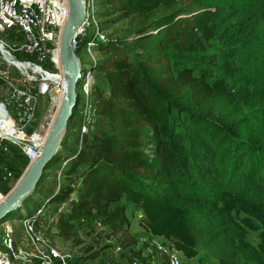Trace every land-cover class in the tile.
<instances>
[{"label": "trees", "instance_id": "1", "mask_svg": "<svg viewBox=\"0 0 264 264\" xmlns=\"http://www.w3.org/2000/svg\"><path fill=\"white\" fill-rule=\"evenodd\" d=\"M99 1L149 19V44L140 52L124 37L95 40L109 57L91 59L90 69L107 82L91 86L80 146L52 159L64 162L69 183L8 216L68 201L54 223L60 235L74 234V219L97 220L127 246V210L140 211L147 232L192 258L198 242L179 200L232 196L264 210V0ZM218 15L248 26L233 56L211 52Z\"/></svg>", "mask_w": 264, "mask_h": 264}, {"label": "built area", "instance_id": "2", "mask_svg": "<svg viewBox=\"0 0 264 264\" xmlns=\"http://www.w3.org/2000/svg\"><path fill=\"white\" fill-rule=\"evenodd\" d=\"M80 2L83 19L70 44L78 59L84 51L93 60L92 46L104 34L97 19L100 1ZM68 17V0H0V34L8 32L7 37H0V91H6L0 95V164L12 147L18 148L30 164L44 146L66 91L60 40ZM79 62L84 70L76 91L82 106L84 133L94 110L90 98L93 76L90 65L82 64L80 59ZM18 180L13 179L7 167L0 170V186L4 185L0 187V202ZM45 205L26 218L0 223V264H82L70 260L36 232ZM62 206L59 205L56 216L63 212ZM18 224L23 232L21 245L15 238L14 226ZM144 242L149 245V260L101 254L89 264H182L181 252L164 236L149 233Z\"/></svg>", "mask_w": 264, "mask_h": 264}, {"label": "rangeland", "instance_id": "3", "mask_svg": "<svg viewBox=\"0 0 264 264\" xmlns=\"http://www.w3.org/2000/svg\"><path fill=\"white\" fill-rule=\"evenodd\" d=\"M109 8L110 5L100 2L97 19L103 23L105 28L103 33L113 37H124L131 42L133 50L144 52L143 48L149 44L145 34L151 32L144 31L149 24V19L136 14L121 15L123 14L121 10L110 13ZM215 24L217 35L212 42L211 52L221 55L227 53L229 56L241 52L244 34L248 27L247 24L244 25V19L234 21L228 20L227 16L218 15ZM152 32H157V29H153ZM7 35L8 32L0 34V37H7ZM92 55L94 59L104 60L109 57L106 50H93ZM78 56L82 64H91V58L86 52L81 51ZM160 62L165 61L161 59ZM92 76L94 85L102 86L107 82L98 72H93ZM5 93V90L0 91L2 96ZM79 100L78 94L77 106L62 132L57 150L62 154H69L68 150L82 143V106ZM101 121L104 123V118ZM28 166L25 155L18 148L12 147L2 160L0 170L7 167L11 170L13 179L16 180L20 179ZM63 167L64 162L51 161L33 191L21 202L19 210L22 209V212L30 210L33 200L51 197L58 192L60 186L69 183L68 177L63 174ZM45 204V214L39 218L35 230L49 244L59 248L70 260L75 261L80 257L79 263L89 264L101 254L120 259L123 255L137 256L143 261L150 259L149 245L144 242V238L149 236V233L140 224L142 218L140 211L132 213L129 209L127 210V234L134 238V242L123 246V243H126L124 235L121 232L113 233L108 227H102L97 220L74 219V234L70 238L63 237L54 223L59 216H56L59 205L63 204L62 211L65 212L70 208V203L65 201L58 204L46 200ZM179 204L183 207L187 223L198 242L194 257L186 258L182 253L179 254L182 264H264V210L261 207L232 196H224L218 203L179 200ZM7 219L19 220L21 216L11 215ZM14 227L17 230L16 241L21 245L22 227L20 224ZM93 252L95 255L90 258L88 254Z\"/></svg>", "mask_w": 264, "mask_h": 264}, {"label": "water", "instance_id": "4", "mask_svg": "<svg viewBox=\"0 0 264 264\" xmlns=\"http://www.w3.org/2000/svg\"><path fill=\"white\" fill-rule=\"evenodd\" d=\"M68 2L69 17L63 28L60 40V57L66 79V91L39 156L29 164L14 188L0 202V223L6 220L8 215L15 211L21 202L33 191L42 173L51 164L58 150L62 132L78 103L76 88L82 82L84 69L80 66L79 59L72 49L70 39L75 29L82 22L83 8L80 0H68Z\"/></svg>", "mask_w": 264, "mask_h": 264}]
</instances>
